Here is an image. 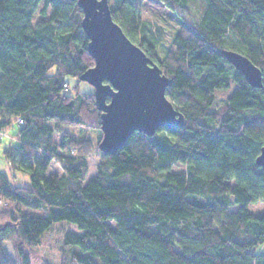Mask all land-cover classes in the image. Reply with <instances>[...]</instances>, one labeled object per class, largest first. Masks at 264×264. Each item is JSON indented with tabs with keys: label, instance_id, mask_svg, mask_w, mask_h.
<instances>
[{
	"label": "trees",
	"instance_id": "trees-1",
	"mask_svg": "<svg viewBox=\"0 0 264 264\" xmlns=\"http://www.w3.org/2000/svg\"><path fill=\"white\" fill-rule=\"evenodd\" d=\"M159 2L181 18L165 50L163 27L138 4L109 0L114 21L170 78L166 95L184 123L136 131L105 154L94 93L67 92V76L94 65L79 0H0V132L14 125L15 137L3 155L30 179L13 185L0 169V264H15L6 242L30 264L26 248L58 221L82 230L66 232L60 264H264V212L249 208L264 199V87L222 54L248 56L264 83V0ZM219 91H228L220 105Z\"/></svg>",
	"mask_w": 264,
	"mask_h": 264
},
{
	"label": "water",
	"instance_id": "water-1",
	"mask_svg": "<svg viewBox=\"0 0 264 264\" xmlns=\"http://www.w3.org/2000/svg\"><path fill=\"white\" fill-rule=\"evenodd\" d=\"M81 25L94 65L80 79L94 86L101 110L99 149L115 154L136 131L153 135L161 127L180 126L184 115L167 97L170 78L114 21L109 0H79ZM223 56L253 87H264L262 70L248 56L224 49ZM264 167V146L256 159Z\"/></svg>",
	"mask_w": 264,
	"mask_h": 264
},
{
	"label": "rangeland",
	"instance_id": "rangeland-1",
	"mask_svg": "<svg viewBox=\"0 0 264 264\" xmlns=\"http://www.w3.org/2000/svg\"><path fill=\"white\" fill-rule=\"evenodd\" d=\"M139 5V11L142 19L146 21H151L154 25H160L163 27L164 35L159 42V48L165 50L173 39L176 31L179 29L181 18L173 13L172 11L165 9L159 0H132ZM198 5H190L192 16L197 18V8ZM40 15L37 13L35 16V22L38 21ZM163 53H161L162 55ZM67 81L69 87L67 92L76 96L78 94H88L94 93V86L87 81L81 80L75 76H67ZM233 87V86H232ZM228 95V91H219L217 97V104L220 105L223 102V99ZM176 108L178 105L173 99H170ZM65 131L78 136H90L95 141L98 138V132L95 129L79 126H69L65 128ZM2 138V144L0 146V169L4 171L9 180L13 185L29 186L30 179L27 173L22 170L13 169L6 162L3 149L9 146L10 144L15 143L14 137V125L9 128H6L0 132ZM59 137L61 135H58ZM99 163V157L97 153H94L89 158V173L87 174V179L91 178L97 171V165ZM177 169L184 168V165L176 166ZM51 171H61V166L57 161H54L51 165ZM249 208L255 213L264 212V199L251 203ZM81 232L82 230L74 223L68 221H58L53 223L49 230H47L44 235L41 237V242L35 247H27L26 250L30 255V264H41L44 261H47L51 264H60L61 259V248L64 244V237L66 232ZM8 252L13 257L15 264H21V259L18 256L17 252L13 248L11 242L5 243ZM264 251V243H261L257 247V252Z\"/></svg>",
	"mask_w": 264,
	"mask_h": 264
},
{
	"label": "built area",
	"instance_id": "built-area-1",
	"mask_svg": "<svg viewBox=\"0 0 264 264\" xmlns=\"http://www.w3.org/2000/svg\"><path fill=\"white\" fill-rule=\"evenodd\" d=\"M18 121H19L20 123H23V119H22L21 117L18 118Z\"/></svg>",
	"mask_w": 264,
	"mask_h": 264
}]
</instances>
